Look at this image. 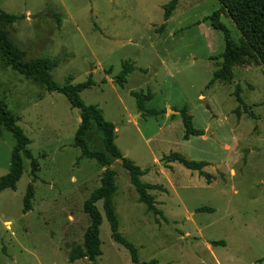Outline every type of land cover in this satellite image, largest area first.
<instances>
[{
	"label": "rangeland",
	"instance_id": "374dc122",
	"mask_svg": "<svg viewBox=\"0 0 264 264\" xmlns=\"http://www.w3.org/2000/svg\"><path fill=\"white\" fill-rule=\"evenodd\" d=\"M167 1L0 0V8L34 16L23 21L30 24L31 33L32 28L38 32L44 27L43 17L54 23L55 35L40 31L44 41L32 47L41 44L38 56L56 63L50 73L58 85L91 78L92 85L79 92L80 99L96 105L103 118L113 123L115 145L137 166L153 169L156 160L170 151L207 162L204 170L212 173V183H205L192 170L186 173L182 165L141 175L143 182L166 187L165 192L147 191L157 199L154 206L164 220L137 200L127 171L117 158L109 157L107 167L115 173L111 200L117 230L135 247L139 261L169 256L174 259L171 264H196L190 252L192 240L180 239L178 228L192 236L198 235L197 226L203 236L225 239L232 249L243 246L246 256L264 261V68L250 58L232 65L230 80L208 83L220 66L217 55L224 40L203 19L219 3L178 0L170 18L150 31L151 24L163 22L161 6ZM218 18L238 43L239 31L229 17L220 13ZM21 32L28 36L19 35V39L27 47L32 45L27 27ZM59 38V49L48 51ZM124 62L135 67L119 85L114 77ZM96 63L100 67L88 76L86 71ZM0 82L10 88L9 94L20 93L17 76L0 72ZM131 90L151 93L144 101L145 109L168 106L163 116L174 118L173 123L164 127L161 116L143 114ZM15 99L19 105L14 108L6 97L4 103L17 115L16 124L29 139L27 148L35 166L32 171V159L21 155L22 173L14 188L0 190V264H133L127 249L111 238L100 200L95 202L101 214L100 254L94 262L86 258L68 262V254L81 248L89 223L83 202L98 186L106 166L82 156L74 145L78 110L62 94L45 92L20 112L23 100ZM181 107L203 135L181 138L180 118L173 112ZM149 136L153 138L147 143ZM85 140L89 149L103 151L101 133L94 125ZM13 144L11 133L0 124V176L8 170ZM199 206L211 210L196 211Z\"/></svg>",
	"mask_w": 264,
	"mask_h": 264
},
{
	"label": "trees",
	"instance_id": "16d2710c",
	"mask_svg": "<svg viewBox=\"0 0 264 264\" xmlns=\"http://www.w3.org/2000/svg\"><path fill=\"white\" fill-rule=\"evenodd\" d=\"M177 0H168L162 4V19L166 20L169 11L176 4ZM219 7L213 10L203 20L208 19L211 28L219 30L224 40V47L217 55L221 58L219 68L214 70L208 83L215 80H230L232 65L242 63L245 60L254 58L264 68V0H217ZM225 13L226 16L234 24L239 31L240 40L235 43L230 36L228 29L219 21V14ZM22 17L19 14H13L3 11L0 8V19L5 22H13L16 18ZM56 22L58 20L56 19ZM164 23L161 24V26ZM24 55V51L18 49L6 36L4 30L0 27V57L3 63L15 70L17 73L26 77L35 74L40 83L46 90H54L62 94L72 108L78 110L79 122L73 134V143L79 148L82 156L94 159L98 164L106 166L101 172L99 184L91 190L88 197L83 202V211L87 214L89 223L84 231L81 248L73 249L67 256L68 262H72L78 258H86L94 262L95 258L100 254V240L98 237V227L101 221V214L97 209L95 202L100 200L103 215L108 223L111 238L125 247L129 253L130 261L133 264H151L152 261H139L136 255V249L129 243L117 230V219L112 205V194L115 190L114 171L107 167L110 158H117L121 166L127 171L129 183L133 186L137 200L145 204L146 208L154 214L160 215L164 220L166 218L162 212L154 206V198L147 192L148 189H162L159 184H150L140 180V176L146 172L149 167L140 168L132 160L125 157L114 143L115 132L112 122L105 120L101 110L94 104H84L79 97V92L91 85V78L85 81L71 83L65 82L57 85L51 76L52 64L46 58L37 57L33 60L22 62L20 58ZM133 69L128 62L122 63L121 70L116 74L114 80L119 85L125 82L126 74ZM130 95L135 100L136 108L143 114L154 115L163 113L164 109H145L144 101L151 98L150 92L130 91ZM178 116L182 125L183 140L189 136H200L203 129L194 127L192 124V116L184 107L178 110ZM0 124L9 131L14 138V144L9 154V165L6 173L0 176V190L4 188L13 189L16 181L22 173L21 155L31 158V169L35 166L27 144L29 139L23 134L21 128L16 124V116L10 113L5 103L0 100ZM94 125L101 133V144L103 151L89 149L85 134ZM176 161L189 170H195L198 175L204 177L207 183L210 182L212 175L204 170L203 161L189 160L178 152H169L163 154L158 162L167 167L168 163ZM27 196L23 198V207L27 208ZM211 210L207 206H199L196 211ZM223 241H210L211 244Z\"/></svg>",
	"mask_w": 264,
	"mask_h": 264
},
{
	"label": "crops",
	"instance_id": "0c3cea01",
	"mask_svg": "<svg viewBox=\"0 0 264 264\" xmlns=\"http://www.w3.org/2000/svg\"><path fill=\"white\" fill-rule=\"evenodd\" d=\"M177 3H178V0L176 1V4L169 11V14H168V16L166 18V21H167V19L170 18L171 13L174 10V8L177 5ZM27 13H28L27 11L24 14L20 13L19 15H22V17L16 18L13 22H5V21L0 19V27L4 30L7 38L18 49H21V50L24 51V55L20 58V61H22V62H27V61H30V60H33V59L39 57L38 55L42 51V50H40L41 44H39V47H37V48H33L32 46L35 45V42H37L39 40H43L40 31L48 34V36H50V37H53L55 35L54 31L56 29V26L54 25V23L52 21H50V20H48V19L43 17L42 21L44 22V24H43L44 27L42 29L39 28L38 32L34 28H32V30H31L32 33H31L30 32V27H29L30 24L25 23L26 24L25 25L23 21L29 22L28 20H30L34 16H31L30 14L27 15ZM45 14H47V16H48L49 12H47ZM162 23H165V21H163L161 23L151 24L149 26V28H150L149 30L152 31V29L155 28V26H159ZM25 27H27V30L31 34V36L28 39L30 41H32V45H30L28 47L22 41L23 39H25V37L28 36V33L21 32V30H23V28H25ZM19 35H22V37H23L22 40L19 39ZM155 35H158V34L155 33ZM61 40H62V38H59L57 41H55L54 46L51 45L50 49H47V50L48 51L49 50L53 51L54 49H56V47L59 46V42ZM51 42H52V40H51ZM51 44H53V42ZM58 49H59V47H58ZM44 50H45V48H44ZM41 55H42V53H41ZM43 58H46L47 60H49V62L54 63L53 61H51L49 59L48 56H46V57L43 56ZM63 61L65 62L64 59H63ZM54 66H56V63L52 64L51 70L54 69ZM96 66L100 67V64L96 63L95 66L94 65L90 66L89 71L88 70L86 71L88 76H91V74H93V72L97 69ZM141 70L146 71L147 68H141ZM102 71H103V69H102ZM0 72L9 73L10 76H13V75L17 76V78L19 80V84L17 85V88H18V90H20V93L16 92L15 94H17V95H14V92L9 94L10 88L7 87L8 89H6L5 84H2L0 82V92H1L0 93V100L3 103H4V98L6 97L7 100H8L9 105L12 108H14V106H18L19 105L18 101L15 99L16 97H20L23 100V102L20 104V106L17 109V110H19V112H20V110H22L24 108V105H26V104H34L35 101L37 102V99H41L44 96L45 92H52V91L56 92L54 90H46L44 88V86L40 83L37 75H35V74H32V75L26 77V76H24L22 74L17 73L15 70L11 69L9 66H6L3 63V59L1 57H0ZM103 74H105V73L103 72ZM103 77L106 80V78H107L106 75H104ZM68 79H70V78H68ZM70 81L68 80V82H70ZM92 83H93V81H92ZM25 84H27L26 89H25ZM8 85L13 86L14 84L13 85L12 84H8ZM10 96H11V98H10ZM32 96H33V98L35 100L32 99ZM198 96L200 97L201 95H198ZM167 108H168V106L167 107H162L160 109H164V111H165V110H167ZM163 113H159L157 115H159V116H161L163 118V120H164V123H163L164 125L163 126L166 127V125H169V124L173 123V119L174 118L172 120H169L168 118L163 116ZM177 115H178V112L174 115V117H176ZM15 116L17 117V115H15ZM180 128L182 130V125H181ZM115 130H116V127L114 126V131ZM152 138L153 137H151V136L147 137V139H146L147 143H149L152 140ZM157 161L158 160H156V167H154L153 169L148 170L149 172L160 173L161 170H164V169H165V171L169 172L171 170L170 169L171 167L172 168L173 167H179V165H181L180 163H178L176 161H171V162H169L170 167H168V168L165 167V166H162V165H159V167H157L158 166V162ZM199 161H202V160H199ZM203 162L205 163V165L207 164L206 161H203ZM205 165L202 167V170H204ZM184 170L187 173L188 169L187 170L184 169ZM148 171H146V172H148ZM146 172H144V173H146ZM192 172H194L197 176H200V175L197 174V172L195 170H192ZM192 172H188V173L192 174ZM210 174H212V173H210ZM200 177H202V176H200ZM202 179L205 181L204 177H202ZM212 180H211L210 183H212ZM205 183H207V182L205 181ZM150 184H156V183H150ZM148 190H152V189H148ZM155 190L159 191V189H155ZM160 191H164L165 192V191H167V189H166V187L162 186V189ZM154 200H157V199L154 197ZM188 213H189V211H188ZM178 230H179V237H180V239L182 237L183 240H185L184 242H186V240H188L187 238H189V240H192V241H189V240L188 241L193 244V246L190 247V249H191L190 252H191V255L197 259L196 264H264V261L260 257L251 259L250 257L246 256L245 249H244L243 246L238 245L236 247V249H232L234 247H230L228 242L225 239H215V238L203 236V234L201 233V228L198 227V226L196 227V231H197L198 235H192L191 236L186 229L183 230V232H182V230L180 228H178ZM218 240L223 241V242L222 243L219 242V243H215V244H211L210 243V241H218ZM179 254H181V253L179 252ZM150 260L152 261L151 264H171L174 259L169 257V256H165L163 258L150 257L145 262H148ZM176 260H178V259H176ZM180 264H188V263L185 262V263H180Z\"/></svg>",
	"mask_w": 264,
	"mask_h": 264
},
{
	"label": "water",
	"instance_id": "95a60500",
	"mask_svg": "<svg viewBox=\"0 0 264 264\" xmlns=\"http://www.w3.org/2000/svg\"><path fill=\"white\" fill-rule=\"evenodd\" d=\"M174 113H177L178 111L173 110Z\"/></svg>",
	"mask_w": 264,
	"mask_h": 264
}]
</instances>
